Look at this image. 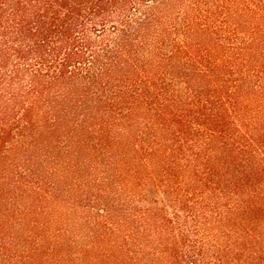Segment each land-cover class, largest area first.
<instances>
[{"label":"trees","instance_id":"trees-1","mask_svg":"<svg viewBox=\"0 0 264 264\" xmlns=\"http://www.w3.org/2000/svg\"><path fill=\"white\" fill-rule=\"evenodd\" d=\"M0 264H264V0H0Z\"/></svg>","mask_w":264,"mask_h":264}]
</instances>
